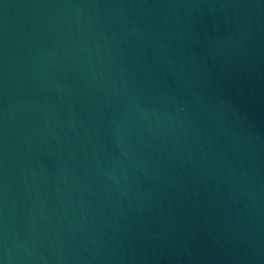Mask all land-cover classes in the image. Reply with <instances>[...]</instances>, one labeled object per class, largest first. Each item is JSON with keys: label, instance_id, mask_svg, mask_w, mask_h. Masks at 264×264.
<instances>
[{"label": "water", "instance_id": "1", "mask_svg": "<svg viewBox=\"0 0 264 264\" xmlns=\"http://www.w3.org/2000/svg\"><path fill=\"white\" fill-rule=\"evenodd\" d=\"M0 264H264V0H0Z\"/></svg>", "mask_w": 264, "mask_h": 264}]
</instances>
